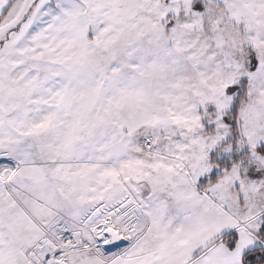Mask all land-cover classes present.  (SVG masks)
<instances>
[{"label":"snow or ice","instance_id":"1","mask_svg":"<svg viewBox=\"0 0 264 264\" xmlns=\"http://www.w3.org/2000/svg\"><path fill=\"white\" fill-rule=\"evenodd\" d=\"M0 264H264V0H0Z\"/></svg>","mask_w":264,"mask_h":264}]
</instances>
